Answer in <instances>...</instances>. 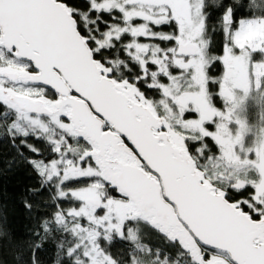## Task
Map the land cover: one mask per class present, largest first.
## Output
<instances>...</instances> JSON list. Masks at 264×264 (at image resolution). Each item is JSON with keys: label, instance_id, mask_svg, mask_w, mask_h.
Segmentation results:
<instances>
[{"label": "snow or ice", "instance_id": "1", "mask_svg": "<svg viewBox=\"0 0 264 264\" xmlns=\"http://www.w3.org/2000/svg\"><path fill=\"white\" fill-rule=\"evenodd\" d=\"M244 7L0 0V135L35 154L56 264H264V131L243 118L264 102V0Z\"/></svg>", "mask_w": 264, "mask_h": 264}, {"label": "trees", "instance_id": "2", "mask_svg": "<svg viewBox=\"0 0 264 264\" xmlns=\"http://www.w3.org/2000/svg\"><path fill=\"white\" fill-rule=\"evenodd\" d=\"M79 2V0H77ZM224 3L236 7L239 16H248L253 13L244 5L250 0H222ZM210 16L209 35L212 40L214 54H222L224 38L220 31H211L219 18L220 10L214 6L208 9ZM222 69L213 66L210 73L219 75ZM218 106H221L218 103ZM254 109V108H253ZM44 151L46 145L39 141H31ZM23 153V156L20 155ZM25 157H35L28 148L21 145L19 151L8 143L7 139L0 135V264H32L33 243H40L35 249L37 264H56L57 241L52 238L40 240L36 235L42 233L40 223L44 218H50L52 206H50V193L41 189V178L26 163ZM240 196V194H237ZM240 198H244L240 196ZM25 202L33 205L31 209L25 206ZM153 243H159L153 237ZM110 250L113 255H121L125 249L121 242L114 241Z\"/></svg>", "mask_w": 264, "mask_h": 264}, {"label": "rangeland", "instance_id": "3", "mask_svg": "<svg viewBox=\"0 0 264 264\" xmlns=\"http://www.w3.org/2000/svg\"><path fill=\"white\" fill-rule=\"evenodd\" d=\"M243 118L247 122L250 129L246 139L249 142H254L257 130L264 131V102H259L250 98L246 102Z\"/></svg>", "mask_w": 264, "mask_h": 264}]
</instances>
